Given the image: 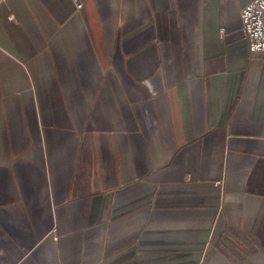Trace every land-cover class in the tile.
Wrapping results in <instances>:
<instances>
[{
  "label": "crops",
  "instance_id": "1",
  "mask_svg": "<svg viewBox=\"0 0 264 264\" xmlns=\"http://www.w3.org/2000/svg\"><path fill=\"white\" fill-rule=\"evenodd\" d=\"M249 1L0 0V264H264Z\"/></svg>",
  "mask_w": 264,
  "mask_h": 264
},
{
  "label": "built area",
  "instance_id": "2",
  "mask_svg": "<svg viewBox=\"0 0 264 264\" xmlns=\"http://www.w3.org/2000/svg\"><path fill=\"white\" fill-rule=\"evenodd\" d=\"M74 1L77 9L83 6L82 0ZM239 14L250 54L264 57V0H250L240 8Z\"/></svg>",
  "mask_w": 264,
  "mask_h": 264
}]
</instances>
